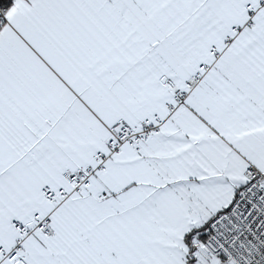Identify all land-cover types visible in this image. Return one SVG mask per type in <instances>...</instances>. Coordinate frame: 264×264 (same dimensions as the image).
<instances>
[{"label":"snow or ice","instance_id":"6c2138e0","mask_svg":"<svg viewBox=\"0 0 264 264\" xmlns=\"http://www.w3.org/2000/svg\"><path fill=\"white\" fill-rule=\"evenodd\" d=\"M0 264H264V0H0Z\"/></svg>","mask_w":264,"mask_h":264}]
</instances>
